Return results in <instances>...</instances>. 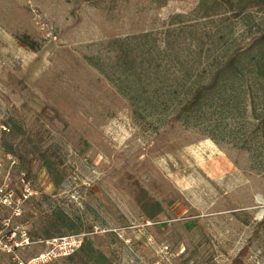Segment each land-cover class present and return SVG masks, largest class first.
Instances as JSON below:
<instances>
[{"label": "rangeland", "instance_id": "374dc122", "mask_svg": "<svg viewBox=\"0 0 264 264\" xmlns=\"http://www.w3.org/2000/svg\"><path fill=\"white\" fill-rule=\"evenodd\" d=\"M210 6V0H0L1 237L49 218L60 231L54 237L82 233L109 264H231L244 248L245 264H264V152L250 107L244 121L224 122L214 140L161 114L134 113L87 59L109 73L114 40L148 33L151 45L162 46L175 14L182 16L176 24L210 34L221 20L231 23L235 45L244 46L245 26L225 21L230 12L211 15ZM45 104L68 125L43 120ZM12 121L43 132L41 147L62 161L58 187L39 161L31 162L27 179L19 173L1 137ZM126 172L151 193L152 182L163 181L178 199L147 220L125 191ZM29 238L16 249L27 264L47 249L45 239ZM11 257L2 254L0 264H16Z\"/></svg>", "mask_w": 264, "mask_h": 264}, {"label": "trees", "instance_id": "16d2710c", "mask_svg": "<svg viewBox=\"0 0 264 264\" xmlns=\"http://www.w3.org/2000/svg\"><path fill=\"white\" fill-rule=\"evenodd\" d=\"M210 2L211 15L230 12L225 21L236 19L245 26L248 42L244 46L235 45L238 39L233 36L231 23L221 20L220 27L210 34L198 26L176 24L182 16L175 14L170 20L172 26L163 30L162 46L151 45L148 33L121 38L114 40V62L109 73L92 57L87 58L88 63L114 82L134 113L142 115L143 110L147 116L155 114L158 118L161 114L164 122L180 121L214 140L224 122L244 121L249 106L248 115L255 121L254 134L264 152V0ZM39 116L49 123L57 120L64 127L68 125L52 104H45ZM6 130L1 136L3 146L17 158L19 173L27 179L31 162L39 161L58 187L64 179L62 161L56 152L41 147L43 132L28 130L16 121L6 124ZM125 177V191L149 221H156L165 207L178 199V194L161 180L152 182L151 193L133 173L126 172ZM28 234L48 239L60 231L56 220L46 218ZM245 251L242 249L231 264H245ZM68 259H75L77 264L110 263L85 238Z\"/></svg>", "mask_w": 264, "mask_h": 264}, {"label": "built area", "instance_id": "2783aa9c", "mask_svg": "<svg viewBox=\"0 0 264 264\" xmlns=\"http://www.w3.org/2000/svg\"><path fill=\"white\" fill-rule=\"evenodd\" d=\"M30 240L28 232L24 229H20L18 232L11 230V232L6 235V239L0 236V256L2 254H10L12 256V260H14L16 264H27V262L19 259L16 254V249L23 248L28 245L32 242ZM83 240L84 234L82 233L53 236L45 239L43 242L47 245V249L38 256L29 260L28 264L32 262L45 263L59 257H68L81 247Z\"/></svg>", "mask_w": 264, "mask_h": 264}]
</instances>
